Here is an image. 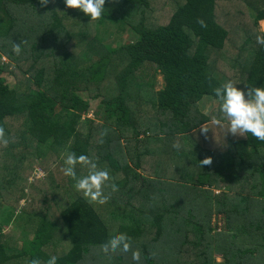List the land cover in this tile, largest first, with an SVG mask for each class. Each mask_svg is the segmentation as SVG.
<instances>
[{
	"label": "trees",
	"instance_id": "trees-1",
	"mask_svg": "<svg viewBox=\"0 0 264 264\" xmlns=\"http://www.w3.org/2000/svg\"><path fill=\"white\" fill-rule=\"evenodd\" d=\"M221 1L105 0L91 20L64 0H0V264H135L132 249L141 264H264V141L199 131L216 128L213 88L264 85V0H240L238 11ZM109 22L136 38L108 45L99 31ZM13 65L12 88L1 74ZM206 97L218 107L204 111ZM67 150L110 170L117 189H104L105 203L62 174ZM36 163L44 175L30 182ZM11 224L32 230L27 246L5 235ZM113 232L131 238L129 252L100 249Z\"/></svg>",
	"mask_w": 264,
	"mask_h": 264
},
{
	"label": "clouds",
	"instance_id": "clouds-1",
	"mask_svg": "<svg viewBox=\"0 0 264 264\" xmlns=\"http://www.w3.org/2000/svg\"><path fill=\"white\" fill-rule=\"evenodd\" d=\"M41 4H47L48 0H40ZM66 7L79 9L91 20L99 19L105 9V0H64ZM201 27H205L203 20H198ZM264 32V28L261 29ZM256 43L264 47V34L256 36ZM12 51L19 54V45L13 43ZM239 82L231 80L221 83L212 89V94L219 101V116L212 118V123L223 127L226 123V132L233 135L245 136L250 133L259 141H264V85L238 87ZM209 128L200 125L201 134L207 133ZM3 130L0 129V145H7L8 140L3 138ZM211 159L201 160V165L210 164ZM85 169L83 174H78L77 167ZM62 174L70 178L74 189L81 193L89 202L105 203L108 196L104 189L110 188L115 192V183L111 180L110 170L86 154H76L67 150L62 153ZM100 249L105 253L129 252L131 238L125 232L111 233L101 244ZM57 257L50 256L45 264H56ZM131 260L135 264H141V253L138 249H132ZM29 264H40L39 259L33 258Z\"/></svg>",
	"mask_w": 264,
	"mask_h": 264
},
{
	"label": "rangeland",
	"instance_id": "rangeland-1",
	"mask_svg": "<svg viewBox=\"0 0 264 264\" xmlns=\"http://www.w3.org/2000/svg\"><path fill=\"white\" fill-rule=\"evenodd\" d=\"M221 2H222L221 5H222L223 8H226L227 10H229L231 7H236L237 11H238V8L240 9V4H242V3H240V0H224V1H221ZM1 16L2 15L0 14V17ZM249 16L253 18L255 16V13L254 12H250ZM262 28H264V21H259L258 29L261 30ZM99 32H100L99 33L100 34L99 37L104 42H106L108 45H110L112 47H115V46L120 45V44L128 43V42L132 41L134 38H136V34H134L133 30H131L125 23H121V22H118V23H110L109 22L106 26L104 25ZM231 35H232V38H234L235 35L240 36V27L234 29L231 32ZM2 60L3 61H7V59L5 57H3ZM22 68H23V70H25L24 67H22ZM221 68L225 70V73L226 72L229 73L227 71L228 68L226 66L221 65ZM13 69L15 70L14 65L10 66L9 70H6V71H4L1 74V77H3L4 80L12 88L15 87L16 84L18 83L17 82L16 73L12 72ZM22 75H23V77H25L23 72H22V70H21L20 72H18L17 76L21 77ZM162 82H163L162 81V76L158 75L157 88L161 87ZM205 99H206L204 101L205 106L203 107L204 111L210 112L212 109L218 107V101L210 99V98H207V97ZM90 102H91V104H90L91 105V111L89 112V116H93L95 110L99 108L98 107V100L90 99ZM226 127H227V125H224L223 127H220V126L216 125L215 129H211L209 127V132L206 133V136H208L210 138L209 140H211V142L213 140V137H215L216 135H219L220 138L224 139L225 138V134L226 135L230 134V133H225ZM208 143H210V141ZM8 161L9 160H5L2 157L0 162H1V165H2V164L6 163ZM36 168H42V167H40V165H38L37 163L34 165L33 174L29 178L30 182H34L36 180V178H37L34 175V171L36 170ZM1 173H3V172H1ZM36 186L43 187L44 185L36 184ZM44 189L47 190L46 188H44ZM31 193L33 195H36V196H38V194H39V192H38V194H36V190H33V189L31 190ZM215 193H216V190H215ZM24 202H26V201L25 200H21L20 201V203H22V204H24ZM36 203H38V200L35 202V204ZM194 211H195V215H196V217H195L196 220L199 221V222H204L205 221L206 211H200V210L198 212L196 210H194ZM210 222L212 223V226H216L215 230H213V233L220 232L221 230H223V228H224V224L223 223L224 222L216 214H212L211 215ZM220 222H221V226H223L221 229L218 228V224L220 225ZM25 223L26 222H22V223L20 222V224H22L23 226H24ZM184 227H187V226H183V228ZM4 232H5L6 236L9 235V236L15 237V239L20 241L24 246L28 245V241L33 236L32 230H24V229L18 228L15 225H12V224L9 225V226H6L4 228ZM215 257H216L218 262L223 260V258L219 254H216Z\"/></svg>",
	"mask_w": 264,
	"mask_h": 264
},
{
	"label": "built area",
	"instance_id": "built-area-1",
	"mask_svg": "<svg viewBox=\"0 0 264 264\" xmlns=\"http://www.w3.org/2000/svg\"><path fill=\"white\" fill-rule=\"evenodd\" d=\"M34 175L37 178H42L44 175V171L41 168H36V170L34 171ZM222 227L223 226H221V222H220V225L218 224V228L221 229Z\"/></svg>",
	"mask_w": 264,
	"mask_h": 264
},
{
	"label": "crops",
	"instance_id": "crops-1",
	"mask_svg": "<svg viewBox=\"0 0 264 264\" xmlns=\"http://www.w3.org/2000/svg\"><path fill=\"white\" fill-rule=\"evenodd\" d=\"M261 21H264V20H261Z\"/></svg>",
	"mask_w": 264,
	"mask_h": 264
}]
</instances>
